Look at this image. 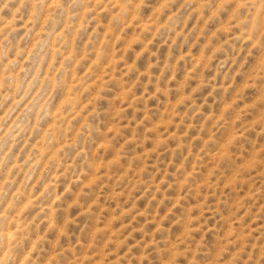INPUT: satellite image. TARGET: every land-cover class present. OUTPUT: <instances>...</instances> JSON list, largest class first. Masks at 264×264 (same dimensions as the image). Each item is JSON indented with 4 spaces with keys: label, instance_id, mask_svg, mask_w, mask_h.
Returning a JSON list of instances; mask_svg holds the SVG:
<instances>
[{
    "label": "rangeland",
    "instance_id": "rangeland-1",
    "mask_svg": "<svg viewBox=\"0 0 264 264\" xmlns=\"http://www.w3.org/2000/svg\"><path fill=\"white\" fill-rule=\"evenodd\" d=\"M237 0H0V254L236 264L264 244V34Z\"/></svg>",
    "mask_w": 264,
    "mask_h": 264
},
{
    "label": "clouds",
    "instance_id": "clouds-1",
    "mask_svg": "<svg viewBox=\"0 0 264 264\" xmlns=\"http://www.w3.org/2000/svg\"><path fill=\"white\" fill-rule=\"evenodd\" d=\"M232 8H237V21L242 22L245 31L253 34H264V0H237ZM6 250L0 254V264H16L14 261L15 245L5 246ZM183 264V262H181ZM236 264H264V244L254 253L246 251Z\"/></svg>",
    "mask_w": 264,
    "mask_h": 264
}]
</instances>
